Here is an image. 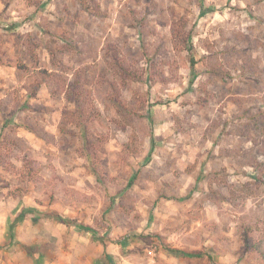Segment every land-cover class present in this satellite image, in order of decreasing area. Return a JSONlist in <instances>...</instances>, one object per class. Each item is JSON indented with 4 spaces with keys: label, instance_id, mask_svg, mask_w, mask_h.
Here are the masks:
<instances>
[{
    "label": "rangeland",
    "instance_id": "rangeland-1",
    "mask_svg": "<svg viewBox=\"0 0 264 264\" xmlns=\"http://www.w3.org/2000/svg\"><path fill=\"white\" fill-rule=\"evenodd\" d=\"M0 264H264V0H0Z\"/></svg>",
    "mask_w": 264,
    "mask_h": 264
},
{
    "label": "trees",
    "instance_id": "trees-1",
    "mask_svg": "<svg viewBox=\"0 0 264 264\" xmlns=\"http://www.w3.org/2000/svg\"><path fill=\"white\" fill-rule=\"evenodd\" d=\"M192 62V70H194L195 68V59L192 58L191 60ZM194 77L192 78L191 80V84H193V80ZM34 214V216L36 217H41V218H52L56 221H58L59 223L61 224H64L66 226H73V227H80L81 229L83 230H87V231H90L92 233H94V231L91 229V228H86L84 226H82L81 224H79L78 222L74 221V220H71L69 218H64L62 217L58 212H55V211H52V212H45V213H41L39 211H36L34 209L32 210H28V209H23L21 211V213L15 218V220L11 223V232L13 234V231L14 229L25 219L26 215L27 214ZM100 240L102 241V243L105 245L106 243V239L103 238V237H99ZM168 252H172V253H176V254H179V255H182V256H188V253L187 252H184V251H181V250H177V249H172V248H167L166 249ZM191 256H194L195 258H202V257H205L204 253L202 252H199V253H189ZM210 258V257H209Z\"/></svg>",
    "mask_w": 264,
    "mask_h": 264
}]
</instances>
